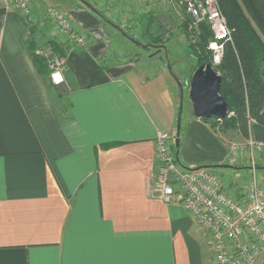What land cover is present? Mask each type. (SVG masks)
<instances>
[{
    "label": "crops",
    "instance_id": "0c3cea01",
    "mask_svg": "<svg viewBox=\"0 0 264 264\" xmlns=\"http://www.w3.org/2000/svg\"><path fill=\"white\" fill-rule=\"evenodd\" d=\"M44 3L34 0L32 20L0 3V264H213L180 191L171 204L150 198L156 137L176 130L175 84L165 73L99 68L104 17L72 12L89 34L84 51L47 25ZM31 38L63 49V86L46 87L26 48ZM64 103L70 119L61 122ZM228 133L189 113L181 166L230 165ZM108 143L120 144L100 148ZM245 161L232 171L247 169ZM257 164L263 170L264 157ZM218 175L231 195H243L248 180ZM258 180L264 188V174Z\"/></svg>",
    "mask_w": 264,
    "mask_h": 264
},
{
    "label": "built area",
    "instance_id": "2783aa9c",
    "mask_svg": "<svg viewBox=\"0 0 264 264\" xmlns=\"http://www.w3.org/2000/svg\"><path fill=\"white\" fill-rule=\"evenodd\" d=\"M170 1V0H169ZM185 7L194 21L190 28L198 29L205 23L213 39L209 44L212 65H221L225 45L232 42V31L217 0H171ZM5 6L19 11L32 20V0H0ZM46 18L55 34L69 44L86 50L89 37L78 29L67 13L50 7ZM35 54L48 62L49 80L55 87L65 83L63 59L52 47H38ZM176 131L159 133L156 154L159 169L150 188V198L171 204L177 191L181 193L182 207L204 231L206 244L213 255V264H264V188L258 182V157L264 156V142L250 138L229 147L230 164L237 163L244 153L250 155L252 179L241 196L231 195L221 178L211 169L180 170L176 166Z\"/></svg>",
    "mask_w": 264,
    "mask_h": 264
},
{
    "label": "rangeland",
    "instance_id": "374dc122",
    "mask_svg": "<svg viewBox=\"0 0 264 264\" xmlns=\"http://www.w3.org/2000/svg\"><path fill=\"white\" fill-rule=\"evenodd\" d=\"M33 2L34 0L31 6ZM44 4L43 17L49 26L46 13L50 7L64 11L69 17H72L74 10L80 11V9L90 13L92 10L100 13L106 22L102 31L104 40L96 44L98 46L95 48L99 50L98 58H96L98 66L110 68V64H118L120 69H137L144 74L154 76L165 73L168 79L175 84L179 96L176 123L181 96H183L182 118L184 123L189 113L193 115L189 92L191 77L197 68V58L190 49V41L183 29L185 20L189 16L185 7L171 0H45ZM76 26L86 37H89V34L84 32L80 26ZM161 30L166 32L165 36L160 43L152 44V38L160 35ZM193 30L195 28H189V32ZM96 40L100 39L96 38ZM108 41L109 43L106 44ZM108 48L111 49V54L107 51ZM210 58L212 62L211 55ZM64 105L67 107L66 103ZM215 127L221 130L220 124ZM222 139L228 141L229 147L234 143L245 142L236 132L232 131L227 136H222ZM243 155V159L240 157L237 162L245 163V160H250L248 153ZM258 159L260 160L259 157ZM242 163L240 164L247 169L240 171L211 170L216 174L227 173L243 177L250 182L252 179L251 166ZM176 166L182 170L177 162ZM261 174H264V169H257V177Z\"/></svg>",
    "mask_w": 264,
    "mask_h": 264
},
{
    "label": "trees",
    "instance_id": "16d2710c",
    "mask_svg": "<svg viewBox=\"0 0 264 264\" xmlns=\"http://www.w3.org/2000/svg\"><path fill=\"white\" fill-rule=\"evenodd\" d=\"M217 1L232 31V42L226 43L222 63L216 68L223 76L221 96L229 104V118L213 119L208 123L213 127L220 124L221 131L225 134L232 131L244 140L252 138L257 142H264V0ZM193 24L191 16H187L183 29L190 41V49L197 58V67L212 64L211 51L208 49L213 39L212 32L205 23L189 32ZM35 33L36 29L31 27V36ZM165 34L161 30L160 35L152 38V44L160 43ZM47 45L61 58L64 56L63 49L55 41L50 40ZM26 48L46 87L49 90L55 88L49 80L47 60L35 54L38 45L33 38L28 39ZM56 113L61 122L70 119L68 106L56 110ZM119 144L108 143L100 148L109 150ZM172 149L175 153V144ZM176 162L181 166L180 161L176 159ZM181 168L184 170L182 166Z\"/></svg>",
    "mask_w": 264,
    "mask_h": 264
},
{
    "label": "water",
    "instance_id": "95a60500",
    "mask_svg": "<svg viewBox=\"0 0 264 264\" xmlns=\"http://www.w3.org/2000/svg\"><path fill=\"white\" fill-rule=\"evenodd\" d=\"M138 44V43H137ZM168 59V58H167ZM171 68L169 67V71ZM223 76L212 64L201 65L196 68L190 81L189 98L192 103L193 115L197 119L208 123L213 119L225 120L229 118V104L221 96ZM183 115V96H181L178 118L176 123L175 156L180 161L181 127ZM185 169H190L183 167ZM229 169L235 170L234 165L202 167L197 169ZM196 170V169H190Z\"/></svg>",
    "mask_w": 264,
    "mask_h": 264
}]
</instances>
